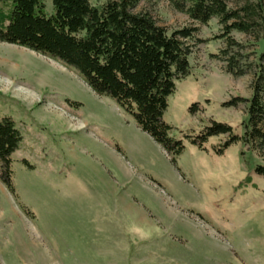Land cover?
Returning a JSON list of instances; mask_svg holds the SVG:
<instances>
[{
	"label": "rangeland",
	"instance_id": "obj_1",
	"mask_svg": "<svg viewBox=\"0 0 264 264\" xmlns=\"http://www.w3.org/2000/svg\"><path fill=\"white\" fill-rule=\"evenodd\" d=\"M246 1L226 0L232 9ZM44 4L52 14V1ZM134 12L168 33L196 29L186 40L190 73L174 80L163 120L190 135L224 123L240 140L221 155L214 149L227 135L202 150L184 141L172 163L75 71L0 42V118L21 135L11 155L13 194L0 182V264H264V177L254 171L264 167V145L243 138L264 30L230 33L250 66L233 77L213 56L224 47L217 19L193 22L167 0H140Z\"/></svg>",
	"mask_w": 264,
	"mask_h": 264
},
{
	"label": "trees",
	"instance_id": "obj_2",
	"mask_svg": "<svg viewBox=\"0 0 264 264\" xmlns=\"http://www.w3.org/2000/svg\"><path fill=\"white\" fill-rule=\"evenodd\" d=\"M53 13L47 15L44 0H0V42L26 48L75 71L97 95L112 99L130 114L136 126L158 144L175 163L184 141L203 149L210 137L227 135L214 149L221 155L240 140L229 125L210 121L198 135L175 131L163 120L167 99L174 91V80L191 70L186 40L194 27L170 33L147 12H134L140 0H51ZM170 6L193 22L206 24L217 19L222 26L218 37L224 47L213 55L225 65L223 70L239 77L250 68L243 47L232 31L259 37L264 30V0H247L237 9L226 0H167ZM252 83L247 107L244 140L264 145V55ZM232 99L224 106L235 105ZM198 110L197 104L189 113ZM21 141L20 132L10 118H0V182L13 194L11 155ZM264 177V167L255 168ZM246 177L245 183L249 182ZM241 186V185H240Z\"/></svg>",
	"mask_w": 264,
	"mask_h": 264
},
{
	"label": "bare ground",
	"instance_id": "obj_3",
	"mask_svg": "<svg viewBox=\"0 0 264 264\" xmlns=\"http://www.w3.org/2000/svg\"><path fill=\"white\" fill-rule=\"evenodd\" d=\"M7 79V78H5ZM8 80V79H7ZM7 85V84H6ZM10 85V84H9ZM13 87V86H12ZM13 93H15L18 97H28L29 98V95L31 94L30 91L28 90H25V89H22V88H19V87H15V90L13 91Z\"/></svg>",
	"mask_w": 264,
	"mask_h": 264
}]
</instances>
